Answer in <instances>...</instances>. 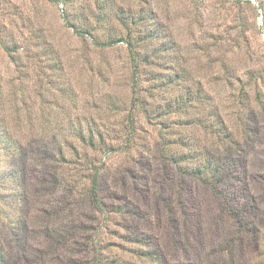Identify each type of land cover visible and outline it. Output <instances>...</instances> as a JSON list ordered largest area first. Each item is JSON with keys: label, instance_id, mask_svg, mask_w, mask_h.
<instances>
[{"label": "rangeland", "instance_id": "1", "mask_svg": "<svg viewBox=\"0 0 264 264\" xmlns=\"http://www.w3.org/2000/svg\"><path fill=\"white\" fill-rule=\"evenodd\" d=\"M0 264H264V0H0Z\"/></svg>", "mask_w": 264, "mask_h": 264}, {"label": "trees", "instance_id": "2", "mask_svg": "<svg viewBox=\"0 0 264 264\" xmlns=\"http://www.w3.org/2000/svg\"><path fill=\"white\" fill-rule=\"evenodd\" d=\"M112 43V42H111ZM136 57L133 55V60L135 59ZM199 176H201L200 174H198ZM94 196L96 195L94 192H93Z\"/></svg>", "mask_w": 264, "mask_h": 264}]
</instances>
